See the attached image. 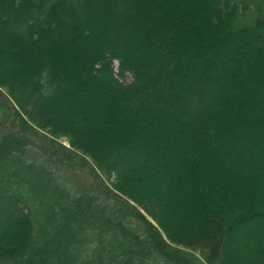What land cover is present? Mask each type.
Listing matches in <instances>:
<instances>
[{"label": "trees", "instance_id": "trees-1", "mask_svg": "<svg viewBox=\"0 0 264 264\" xmlns=\"http://www.w3.org/2000/svg\"><path fill=\"white\" fill-rule=\"evenodd\" d=\"M128 1L0 0V264H243L244 229L264 264L263 72L229 64L240 42L211 52L223 30L264 64V0Z\"/></svg>", "mask_w": 264, "mask_h": 264}, {"label": "rangeland", "instance_id": "rangeland-1", "mask_svg": "<svg viewBox=\"0 0 264 264\" xmlns=\"http://www.w3.org/2000/svg\"><path fill=\"white\" fill-rule=\"evenodd\" d=\"M135 1H131L129 0L127 2V5L132 7L136 4V2L134 3ZM115 5V3H114ZM117 6L115 5L113 7V12L111 13V16H109V22H110V29L113 31V34L116 38L120 39L128 49H133V45H136V44H139L140 42L138 41V36H127V33L128 31L130 30V28L132 26H130V23H126V22H123L120 18H119V21L116 19L118 18L117 17ZM95 12V11H93ZM96 14V12H95ZM102 17L105 18L104 14H102ZM100 17V20H103V18ZM113 17V19H112ZM108 20V18H106ZM115 19V20H114ZM1 30V28H0ZM221 34H223V39L224 40H221V41H218V42H215V46L213 47V49H211V52H216L217 55L219 56L221 53L223 52H227V49H229L230 47L233 46L234 43H238L240 42L241 45L243 46L244 49L248 50V53H243L241 51H235V55L237 56V59H229V64L230 65H235V66H240L242 65L243 63L247 64L248 68H256L258 69L262 75H263V78H262V81L264 80V64L260 61V57L261 55H263V52H260V51H255V49H253L252 46V42L254 40V38H250V37H247V38H243L242 40L241 39H235V37H228L225 35V33H223L224 31L221 30ZM7 36H9V34H7ZM134 50V49H133ZM205 53V52H204ZM203 53V54H204ZM208 53V52H206ZM210 53V51H209ZM140 54V53H138ZM138 54H137V58H138ZM129 55V54H128ZM234 55V54H233ZM131 58H136V57H131ZM222 62L218 59H215V60H212V63H211V66H215V67H219L220 64ZM117 66V64H116ZM128 81L131 80L130 77L126 78ZM244 79V78H242ZM216 83V82H215ZM211 84V82L209 83ZM235 84V86H234ZM232 85V83L230 84V87H228L231 95L233 97H237V96H240L242 95V93H246L252 89H255L257 88V85L259 84L258 81H254L252 78L250 80H242V82H236ZM224 89L223 88H219V91H223ZM78 93L77 92H74V95H77ZM263 106V105H262ZM220 109V108H219ZM263 110V107H256V112L258 110ZM84 112V111H83ZM81 112V116L79 115V117L83 120V122L85 123V126L86 128H89V130H92L91 127H89V122L88 119L86 117H84V113ZM85 113H87V116H91L92 115V111H89V110H85ZM83 114V116H82ZM59 115H64V113L60 112ZM59 142H61L62 144H64L65 146H67L68 148L70 147L69 145V140L66 139V138H59ZM144 143V142H143ZM142 143V146H140L139 148L136 147L134 145V147L131 148V153L137 158V159H141L142 161H146L148 162L149 160L151 161L152 160V157H154V152L152 151V148L151 146L146 143L143 144ZM244 142H240L238 143V149H233V153L236 154L237 151L241 150L242 146H244L243 144ZM104 180L107 181V183L110 185V186H114V184L116 183V177L115 176H101ZM214 191V189L212 188L211 191L207 192V196H210L211 193ZM230 195V194H229ZM226 194L225 196V200L227 202H231V199H230V196ZM136 207L138 208V210L142 213V215H144V217H146V219L148 221H150L155 227L158 228V230L160 231L161 230V227L160 225L162 226H165L164 225V218L162 220V216H161V213H150L149 210H146V209H143L141 205H138V204H135ZM230 207L228 208V211L229 212H232L233 208L232 206L233 205H229ZM245 213L247 214L248 212L245 211ZM59 217H57L58 219ZM56 219V220H57ZM161 220H162V224H161ZM264 223V222H263ZM166 224V223H165ZM167 226V227H166ZM165 228L168 230V232H174L175 229L173 228H170V225H166ZM260 228V227H259ZM262 228V226H261ZM245 230H248V229H244V230H240L239 231V238L237 239V242L231 244V252L233 254L232 258H231V261L232 263L234 262H238V263H243V264H255V257H259L258 254H255L251 257H247L246 255V252H244V240H243V236L241 235H244V231ZM260 230V229H259ZM180 229H178L177 233H180ZM173 235H176L173 234ZM257 236L255 237L254 239V242L258 241L261 239V237H259L260 234H256ZM164 237L166 238V236L164 235ZM167 239V238H166ZM240 254L241 257H240Z\"/></svg>", "mask_w": 264, "mask_h": 264}]
</instances>
